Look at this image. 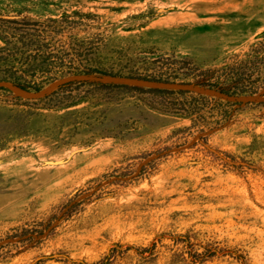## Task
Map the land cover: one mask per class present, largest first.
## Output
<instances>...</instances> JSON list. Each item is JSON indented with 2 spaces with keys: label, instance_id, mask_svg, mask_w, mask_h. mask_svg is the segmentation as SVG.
Listing matches in <instances>:
<instances>
[{
  "label": "rangeland",
  "instance_id": "rangeland-1",
  "mask_svg": "<svg viewBox=\"0 0 264 264\" xmlns=\"http://www.w3.org/2000/svg\"><path fill=\"white\" fill-rule=\"evenodd\" d=\"M0 264H264V0H0Z\"/></svg>",
  "mask_w": 264,
  "mask_h": 264
},
{
  "label": "trees",
  "instance_id": "trees-1",
  "mask_svg": "<svg viewBox=\"0 0 264 264\" xmlns=\"http://www.w3.org/2000/svg\"><path fill=\"white\" fill-rule=\"evenodd\" d=\"M146 81V80H145ZM146 82H149L148 80ZM155 83H158V84H170L169 81H159V82H155ZM200 86L203 88V89H208V90H211V91H217L221 94H228V92H226V90L224 89H221V88H217L215 86H213L212 84H200ZM20 87V86H19ZM148 91H150L151 93H155V94H161V95H174L176 93H182V94H186L188 92H184V91H180V92H175L173 90H168V89H153V88H149ZM204 98V97H202Z\"/></svg>",
  "mask_w": 264,
  "mask_h": 264
}]
</instances>
